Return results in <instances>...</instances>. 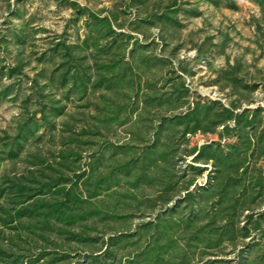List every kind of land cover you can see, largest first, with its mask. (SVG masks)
<instances>
[{
  "label": "rangeland",
  "instance_id": "obj_1",
  "mask_svg": "<svg viewBox=\"0 0 264 264\" xmlns=\"http://www.w3.org/2000/svg\"><path fill=\"white\" fill-rule=\"evenodd\" d=\"M216 153L259 198L264 0H0V264H264Z\"/></svg>",
  "mask_w": 264,
  "mask_h": 264
},
{
  "label": "trees",
  "instance_id": "obj_2",
  "mask_svg": "<svg viewBox=\"0 0 264 264\" xmlns=\"http://www.w3.org/2000/svg\"><path fill=\"white\" fill-rule=\"evenodd\" d=\"M57 46H62V44H58ZM63 50L65 51V53L68 52V47L66 45L63 44ZM200 108L203 109H207L208 107H202L200 106V104L198 103L197 106L191 111L188 112L185 117L182 118L183 121H185V125L187 126L186 129V133H196L197 130L199 129V127L202 125L203 122H205V120L208 117V112H206L205 114H203L202 112H199ZM204 115V120L201 118ZM220 121L215 123L218 124ZM208 149H212L213 146H209L207 147ZM206 148V149H207ZM244 153V152H243ZM241 153V155L243 154ZM208 161H211L213 163V168L216 170V174L218 176V178L223 177L226 178L228 180H230L231 184H229L227 187H225L224 191H229V193L231 194V204L230 207L232 208V211L234 213H236L239 209H244V208H248V209H252L255 207V205L258 204L259 199L261 198L260 195L264 196V186L262 187L261 190V194L259 193V198L258 197H251L250 199H244V196L242 195L243 191L246 189V181H244L245 177L247 176V174L249 173V167H245V162L247 161V159L241 158L239 156V158H229L222 155V153H216V155L211 156V158L208 159ZM252 172L250 171V176H251ZM262 182L264 183V177L262 175H260ZM19 188V192L20 190H23V192H25V188H23L22 186H20ZM231 189V190H228ZM67 193V192H66ZM67 196L69 198V194L67 193ZM165 198V197H164ZM67 201V199H65ZM179 201V200H178ZM183 201V200H180ZM181 202H176L175 205L179 204ZM183 203V202H182ZM44 205V204H43ZM46 205V211H47V215H53L55 212L58 213L60 215V217H63L65 214L62 210V207L66 205L65 203H55V204H45ZM30 209L31 212L37 211V207L33 204L31 206V208H27ZM247 209V210H248ZM67 218L72 219L73 221L78 220L79 217L77 216H67ZM152 223H147L144 225V227H148L150 226Z\"/></svg>",
  "mask_w": 264,
  "mask_h": 264
}]
</instances>
